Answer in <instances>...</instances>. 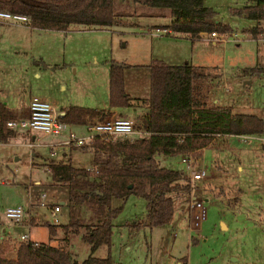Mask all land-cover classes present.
Instances as JSON below:
<instances>
[{
  "label": "rangeland",
  "instance_id": "374dc122",
  "mask_svg": "<svg viewBox=\"0 0 264 264\" xmlns=\"http://www.w3.org/2000/svg\"><path fill=\"white\" fill-rule=\"evenodd\" d=\"M118 2L120 8L131 9V0ZM203 2L217 10V19L231 24L239 39L227 35L225 42L219 39L212 43L184 35L154 36L146 32L164 31L154 28V20L149 17H131L106 28L86 29L73 24L68 30L31 28L17 21L2 20L0 100L19 107L36 94L52 103L54 109L68 100L94 107L107 105L108 69L110 64L120 62L130 64V70H126L127 90L134 96L147 98V64L150 57H163L168 63L179 64L186 59L208 65L209 76L199 82L204 91L209 89L211 96L218 99L216 103L231 105L234 112L257 114L264 120V73L242 76L247 66L255 63L264 66V36L260 35V41L249 37L244 28L256 21L228 11V6H241L247 0ZM168 40L172 43H167ZM219 72L223 77H218ZM208 101L214 103L209 96ZM119 109L122 115L113 117L133 121L135 115L146 111V106L140 104L135 111L129 106ZM252 135L259 134H249ZM60 147L63 148L57 147L53 159L62 158ZM34 148L49 153L40 145ZM72 153L75 165H89L90 149ZM191 159L190 167L180 155L160 156L163 166L181 167L187 174L197 168L208 172L193 183L196 187L189 194H172L174 212L167 223L152 227L145 224L147 207L142 196L131 194L125 201L114 198L113 205L123 206L113 218L110 250L100 245L94 254L103 257L109 251L114 263L122 264H179L178 258L183 255L189 264H264V143L238 134L217 135L211 145ZM31 164V148L27 145L13 139L0 144V231L6 228V234L18 239L27 232L30 240L58 245L60 239L50 240L47 227L40 222H52L50 205L56 203L61 206L56 214L58 223L68 220L64 205L68 188L53 183L44 167ZM190 184L192 188L191 180ZM192 192L202 200L206 210L198 230L191 229L189 222ZM42 193L46 194L47 206L36 204ZM16 204L34 212L40 222L28 229L25 224L7 218L5 208ZM27 213L24 220L29 217ZM73 243L78 258L86 257L89 246L77 238Z\"/></svg>",
  "mask_w": 264,
  "mask_h": 264
},
{
  "label": "trees",
  "instance_id": "16d2710c",
  "mask_svg": "<svg viewBox=\"0 0 264 264\" xmlns=\"http://www.w3.org/2000/svg\"><path fill=\"white\" fill-rule=\"evenodd\" d=\"M131 2V9L126 10L120 8L118 0H0V8L26 15L30 27L52 30H68L73 24L106 28L131 17H149L154 20V28L164 30L163 33L184 35L191 40L211 31L226 35L235 31L230 23L217 19V10L203 0ZM228 11L256 21L244 28L249 37L263 35L264 0H247L241 6H228ZM161 18L166 21H157ZM123 66H109V108L69 104L59 117L68 123L87 124L113 117L112 108L144 104L146 111L132 118L141 134L108 141L95 136L87 145L72 147L90 149L89 166H76L69 157L48 161L52 182L68 188L64 202L68 220L41 221L47 227L48 238L60 239V244L18 239L0 232V264H122L114 263L109 251L103 257L94 254L100 245L110 250L113 218L123 206L113 205L114 198L125 201L131 194L144 197L145 224H165L174 212L172 194H189L191 184L181 167L161 165L160 156L197 157L217 135L260 134L264 130V120L257 114L234 112L231 105L209 103V89L204 91L199 82L209 76L206 66L153 58L148 63L147 98L132 97L126 92ZM263 73L264 66L254 65L243 68L242 74ZM14 118H18L14 110L0 100V141L15 135V129L6 124ZM31 221H35L34 217ZM76 238L89 246V253L82 259L72 249ZM178 261L189 264L185 255Z\"/></svg>",
  "mask_w": 264,
  "mask_h": 264
},
{
  "label": "built area",
  "instance_id": "2783aa9c",
  "mask_svg": "<svg viewBox=\"0 0 264 264\" xmlns=\"http://www.w3.org/2000/svg\"><path fill=\"white\" fill-rule=\"evenodd\" d=\"M0 20H13L20 22L22 24L27 23L28 18L26 15L12 13L10 11L0 8ZM160 30V29H157ZM161 31H164L161 29ZM208 36L216 37L219 39H224L225 34H220L216 31H211L207 33ZM238 33H234V36L237 37ZM264 36V32H263ZM29 113L27 116L18 117L14 119H8L6 124L9 128L18 130L21 128L27 129L32 132H37L44 135L60 136V140L56 143H53L52 146H62L63 148H72L79 147L89 144L95 136H99L104 140H116L123 137H131L132 133L141 132L136 130L133 121L126 117H111L104 121H96L85 124V133H77L70 128L68 122H65L60 119V114L54 109L52 103L47 100L41 99L39 96L33 95L29 99L28 103ZM243 136L244 139L255 138L258 139L261 143H264V133L259 135L249 134H239ZM33 143L30 144L32 146ZM191 155L182 156V162H186L191 167ZM48 171L50 170L46 167ZM190 180L192 181L193 191L195 189L196 180H200L203 177L208 175V172L205 168L191 169L188 174ZM46 194L42 193L39 197V200L36 202L37 205L47 206ZM51 207V213L53 215L52 222L58 223L59 219L56 216L57 212L60 210L59 204H53ZM189 210H190V227L191 229L198 230L202 220L206 216L205 207L202 204L201 199H197L196 195L192 192L189 200ZM26 209L21 204L10 205L5 208L4 215L10 220L21 222L24 219ZM29 227V224L26 225ZM21 239H28L29 234L23 232L20 234Z\"/></svg>",
  "mask_w": 264,
  "mask_h": 264
},
{
  "label": "crops",
  "instance_id": "0c3cea01",
  "mask_svg": "<svg viewBox=\"0 0 264 264\" xmlns=\"http://www.w3.org/2000/svg\"><path fill=\"white\" fill-rule=\"evenodd\" d=\"M0 21H2V20H0ZM24 25H27L28 26L27 23H25ZM28 27H30V26H28ZM31 28H35V27H31ZM84 28H86V29H93V28H87V27H84ZM146 33H148V34L150 33V35H154V36H158V35L160 36V35L163 34V32L156 33V32H151V31L150 32L147 31ZM234 33H238V32L233 31V32L228 33L227 35H232V37L234 39H236V40L239 39V37H235L234 36ZM172 35H174V34H171V36H170L171 38L172 37L173 38H175V37L181 38V37L176 36L177 34L174 35V36H172ZM227 35L225 34V36H227ZM203 36H206L207 38L204 39ZM225 39H226V37L224 39H221V40H224V42H225ZM255 39H256V41L262 40V38H260V37L259 38H255ZM201 40H203V41L204 40L205 41H211L212 43H215V42H217L219 40V38L211 37V36L202 34ZM166 42L167 43H172L169 40L166 41ZM259 47H260V45H259ZM257 49H258V47H257ZM153 58H160V59H163L164 61H166L163 57H153ZM153 58L150 57L149 60L151 61ZM185 61H188V62H190L192 64H196L197 62H200V61H195L196 63H193V61L191 62V60L189 61V60H186V59H185ZM258 62H259V60H258ZM120 63L124 65L123 66V69H124V87H125L126 92L129 95H131L132 97L141 98L139 95H135V96L132 95L130 93V91L127 90V86H126V70L127 71L130 70V64L129 63H124V62H120ZM198 64L208 67V65H205L203 63H198ZM198 64H196V65H198ZM257 64L255 63V65H257ZM76 69H77V67L74 68V71H76ZM147 71H148V81H149V66H148V64H147ZM218 74H219L218 77H220V76L223 77L222 76V72H219ZM242 76L246 77L247 75H243L242 74ZM104 79H105V76H104L103 80ZM108 88H109V69H108ZM146 91H147V93H149V85H148ZM33 95H36V94L30 95L28 97L26 103H24L22 106H19V107L10 106L6 101H3V102H5L11 109L14 110V112L16 113V116L17 117H24V116H27L28 113H29L28 101H29L30 97L33 96ZM207 95L209 97H211V100L214 103H216L218 101V99L216 97L211 96L212 95V92H208ZM36 96H38V95H36ZM69 104H78V105L88 106L87 103H83L82 101H70V100H68L67 103H63L60 106V108H58V109L55 108V110L61 115L63 113V111H64V107L67 106V105H69ZM91 107H94V106H91ZM97 108H105V109H107V108H109V104L106 105L105 103H102ZM136 109H137V107H133V110L134 111ZM111 110L113 111L114 115H122V113H123V112H121V110L119 108H112ZM69 125H70V128L73 129L74 131H76L77 133H85V124H72V123H69ZM15 131H16V133H15L14 136L10 137L7 141H4V142L3 141H0V144L10 143V141L13 139L15 141L21 142V143L27 145L28 147H30L31 148V163H32L31 166L32 165H36V166H42V167L46 168V167H48V165H47V162L48 161H50V160H55V161L56 160H59V159H53V155H55L58 152L57 147H59V146H52V144L58 142L60 140V136H57L58 138H56L55 136H52V135H44V134L34 133V132L29 131V130L24 129V128H21V129L15 130ZM31 143H33L32 146H30ZM39 145H40V147H44V148H41V149H48L49 153H47V151H41V150H37L36 148H34L35 146H39ZM75 150L76 151H80L82 149H80V148H69V149L68 148H61L62 158H60V159H67L69 157L70 160H71V162H72V164H74L73 161H72L73 158H74V155H73L72 152L75 151ZM201 150H203V148ZM91 160H92V153H91V156H90L89 165L91 163ZM89 165H85V166H89ZM45 170H47V169H45ZM234 199L237 200V197H235ZM33 204L35 205V203H32V205ZM26 211L29 213V214L27 213V215H29L30 218L31 217H34L35 221L32 222L30 220V218L28 217V218H25V220L23 219L20 223H22L23 225L24 224L25 225H28L29 224L28 229H30L32 225L39 223L40 222L39 220L41 218L39 216L35 215L34 212H30L28 210H26ZM30 213H32V214L30 215ZM189 221H190V219H189ZM14 225H16V224H14ZM5 230H6V228H3L2 232L1 231L0 232L2 234H5L7 236H10V234H6L5 233ZM34 241H41V240H34ZM246 264H249V263H246Z\"/></svg>",
  "mask_w": 264,
  "mask_h": 264
}]
</instances>
